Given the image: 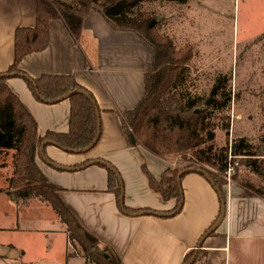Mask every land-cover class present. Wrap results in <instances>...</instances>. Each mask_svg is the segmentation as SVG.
<instances>
[{"label":"crops","instance_id":"crops-1","mask_svg":"<svg viewBox=\"0 0 264 264\" xmlns=\"http://www.w3.org/2000/svg\"><path fill=\"white\" fill-rule=\"evenodd\" d=\"M246 1L264 4V0ZM37 5L38 0H0V73L13 63L16 29L36 25ZM203 10L207 11V7L200 6L197 12L203 14ZM153 57V48L139 34L113 28L97 11L88 13L76 37L63 20L50 21L48 47L26 55L19 69L34 79L44 74L73 76L96 100L101 135L86 152L72 153L49 143L44 148L46 160L39 155L37 165L60 189L66 206L115 253L120 264H182L192 249L205 253L199 264H264V196L242 185L241 181L249 178L248 168L245 173L238 171L240 165L236 180L224 185V216L202 247H198L201 237L221 213V199L214 185L201 172L185 173L181 178L183 207L174 215L171 213L177 206L176 199L164 200L150 187L143 166L156 179L169 168H182L175 158L160 157L133 142L123 126L125 113L134 110L145 96V79L152 71ZM7 84L36 120L40 135L48 131L68 132V99L40 102L26 81L16 74L9 76ZM90 161L97 162L86 166ZM106 164L120 174L124 206L139 211L121 210L116 194L108 189ZM11 176L5 177L3 185L0 182V189L8 187L6 180ZM4 197L23 214L42 208L33 207L32 200L45 204L48 211L49 205L38 198L14 201L0 192V198ZM52 216L57 221L56 228L41 231L60 238L58 243L66 264H88L79 249L75 253L70 251L72 244L68 243L66 225L57 214ZM21 227L18 221L8 227L0 226V231L29 230ZM10 247L14 251L0 252V257L33 264L28 257L30 251Z\"/></svg>","mask_w":264,"mask_h":264},{"label":"trees","instance_id":"trees-1","mask_svg":"<svg viewBox=\"0 0 264 264\" xmlns=\"http://www.w3.org/2000/svg\"><path fill=\"white\" fill-rule=\"evenodd\" d=\"M143 1L38 0L36 25L16 29L13 63L6 72L0 73V154L14 151L12 176L6 180L8 187L1 188L0 192H5L14 201L38 198L51 206L66 225L70 243L74 247L79 246V252L88 263L120 264V261L66 206L60 197V189L46 178L36 158L41 155L40 147L45 141L56 143L72 153L86 152L83 150L93 143L97 134L98 140L101 135L100 117L97 116L99 107L93 94L71 75L44 74L34 79L19 69L26 55L48 47L49 25L54 19L63 20L76 37L88 13L97 11L113 28L136 32L151 45L154 51L153 68L146 75L145 96L134 110L125 113L123 126L126 133L134 137L135 143L160 157H172L185 165L169 168L160 179L153 177L143 166L150 187L164 200L176 199L175 211L179 212L184 197L178 178L183 171L196 169L212 179L225 202L223 187L226 181L220 174L227 167L228 147H218L215 140L218 129L229 131V123L224 121L226 118L222 112L231 101V93L221 91L220 82H217L211 89L208 100L211 102L207 105L208 101L203 97L178 90L191 59L190 48L177 51L169 38L159 36L154 31L155 19L145 12L134 10ZM10 74L21 76L40 102L57 103L69 95L66 98L71 104L68 132L48 131L40 135L36 120L7 84ZM247 148L248 145L242 142L233 148V152L245 157L244 165L261 181L254 185L250 179H243L241 183L264 196V161L259 163L253 158L255 154L245 150ZM239 162L241 165L242 161ZM106 167L108 189L116 194L120 203L123 188L118 178L120 174L114 166L106 164ZM236 178L235 172L233 179ZM120 208L126 213L139 211L121 205ZM198 247H202V243ZM204 256L200 249H192L185 255L182 264H188L193 258L191 264H199Z\"/></svg>","mask_w":264,"mask_h":264},{"label":"rangeland","instance_id":"rangeland-1","mask_svg":"<svg viewBox=\"0 0 264 264\" xmlns=\"http://www.w3.org/2000/svg\"><path fill=\"white\" fill-rule=\"evenodd\" d=\"M200 6L207 7V11L203 10V14L197 12ZM134 10L145 12L155 19L154 31L161 37L169 38L177 51L190 48L191 59L179 91L208 101L211 89L220 82L221 91L231 93V101L222 112L226 118L224 121L229 123V131L217 130L216 145L228 147L229 151L243 142L248 145L245 150L251 151L255 154L253 158L263 163L264 4L246 0H145ZM11 153L0 156L1 185L13 171ZM243 158L239 159L242 164L238 171L245 173L248 170ZM178 164L185 165L181 161ZM249 173L246 179L254 185L259 184L258 176L250 170ZM31 203L33 207L38 205L42 208H32L23 214L13 209L9 199L0 198V226L8 227L19 221L23 226L21 228L29 229L0 231V252H13L14 248L10 245H14L24 252L30 251L28 257L33 264H66L61 256L60 238L41 231L56 228L57 221L52 216L56 212L51 206L46 211L45 204L37 200ZM68 243L70 245V241ZM78 249L79 246L70 245L71 252L75 253ZM0 264L20 262L0 257Z\"/></svg>","mask_w":264,"mask_h":264},{"label":"water","instance_id":"water-1","mask_svg":"<svg viewBox=\"0 0 264 264\" xmlns=\"http://www.w3.org/2000/svg\"><path fill=\"white\" fill-rule=\"evenodd\" d=\"M10 75H12V74H10ZM70 94H72V93H70ZM68 96H69V95H65V96L62 98V100H63V99H66ZM210 102H211V101H208V102H207V105H209ZM197 111H200V110L198 109ZM97 116L100 117V113H99L98 111H97ZM98 137H99V133L97 134V136H96L95 140L93 141V143H92L90 146H88L86 149H84L83 151H88V150H90V149H91V148L97 143ZM131 139H132L133 142H135V139H134L133 136L131 137ZM50 143H52V144H54V145L57 146L56 143H53V142H50ZM47 144H49V142H48V141H45V142L41 145V147H40V154H41V156L43 157V159H45V160H46V157H45V155H44V148H45V146H46ZM62 148H63V147H62ZM63 149L66 150V151H68V149H66V148H63ZM95 162H97V161H90V162H88V163L86 164V166H90V165L94 164ZM56 166H58V165H56ZM107 167L110 168L109 165H107ZM61 168H62V167H61ZM68 170H73V169H68ZM191 170H192V171H198V172L203 173L201 170H196V169H191ZM186 172H187V170H186V171H183V172L180 174V176H179V178H178L179 183H180V180H181V176H182L184 173H186ZM203 174H205V173H203ZM205 176H206V178L211 182L212 185H215L214 182L212 181V179H211L210 177H208L206 174H205ZM118 178H119V181H120L121 184H122V180H121L120 175H118ZM122 187H123V184H122ZM216 190H217V192L219 193L220 198H221V201H222V203H221V213H220V216H219L218 220L215 222V224H214V225H213V226H212V227H211V228H210V229H209V230L203 235L202 239L199 241L198 246H200L201 243L204 241V239H205L206 237H208V236L214 231V229L217 227V225L219 224V222L222 220V218H223V216H224V213H225V202H224V200L222 199V195H221L219 189L216 188ZM120 205H121V207H124V191H123V188H122V194H121V197H120ZM177 212H178V210L172 212L171 215H174V214H176ZM139 214H141V213H139ZM193 261H194V258H193L188 264H191Z\"/></svg>","mask_w":264,"mask_h":264},{"label":"built area","instance_id":"built-area-1","mask_svg":"<svg viewBox=\"0 0 264 264\" xmlns=\"http://www.w3.org/2000/svg\"><path fill=\"white\" fill-rule=\"evenodd\" d=\"M241 158H242L241 155L234 154L232 148L228 151L227 167L222 174V177L225 179L227 183L233 182V176L240 165L239 159Z\"/></svg>","mask_w":264,"mask_h":264}]
</instances>
